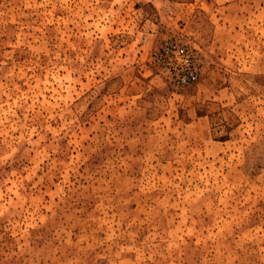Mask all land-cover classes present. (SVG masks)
Listing matches in <instances>:
<instances>
[{"label": "rangeland", "instance_id": "1", "mask_svg": "<svg viewBox=\"0 0 264 264\" xmlns=\"http://www.w3.org/2000/svg\"><path fill=\"white\" fill-rule=\"evenodd\" d=\"M0 264H264V0H0Z\"/></svg>", "mask_w": 264, "mask_h": 264}, {"label": "built area", "instance_id": "2", "mask_svg": "<svg viewBox=\"0 0 264 264\" xmlns=\"http://www.w3.org/2000/svg\"><path fill=\"white\" fill-rule=\"evenodd\" d=\"M163 68L176 85L190 84L196 79V71L191 63V56L182 47H173L163 51Z\"/></svg>", "mask_w": 264, "mask_h": 264}]
</instances>
